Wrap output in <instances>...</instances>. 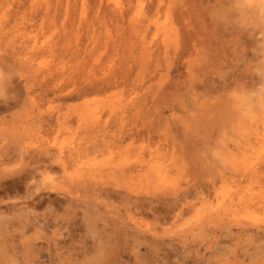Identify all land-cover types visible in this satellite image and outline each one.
Instances as JSON below:
<instances>
[{
	"label": "rangeland",
	"instance_id": "374dc122",
	"mask_svg": "<svg viewBox=\"0 0 264 264\" xmlns=\"http://www.w3.org/2000/svg\"><path fill=\"white\" fill-rule=\"evenodd\" d=\"M262 16L0 0V264H264Z\"/></svg>",
	"mask_w": 264,
	"mask_h": 264
},
{
	"label": "clouds",
	"instance_id": "9594fccd",
	"mask_svg": "<svg viewBox=\"0 0 264 264\" xmlns=\"http://www.w3.org/2000/svg\"><path fill=\"white\" fill-rule=\"evenodd\" d=\"M249 3H258L262 10H264V0H249ZM262 22H264V16H262ZM214 155H218L214 153Z\"/></svg>",
	"mask_w": 264,
	"mask_h": 264
},
{
	"label": "bare ground",
	"instance_id": "6f19581e",
	"mask_svg": "<svg viewBox=\"0 0 264 264\" xmlns=\"http://www.w3.org/2000/svg\"><path fill=\"white\" fill-rule=\"evenodd\" d=\"M161 1V0H160ZM14 103V102H13ZM46 157V156H45ZM45 159V158H44ZM55 159V158H54ZM38 162V161H37ZM42 163V162H41ZM47 165V164H46ZM253 174V173H252ZM227 180V179H226ZM97 186V185H96ZM184 198V197H183ZM136 202V201H135ZM228 210V209H227ZM217 214H219L218 212H217ZM219 216V215H218Z\"/></svg>",
	"mask_w": 264,
	"mask_h": 264
}]
</instances>
